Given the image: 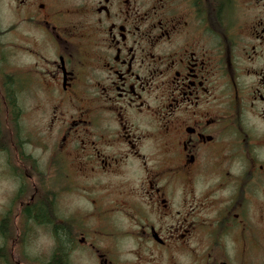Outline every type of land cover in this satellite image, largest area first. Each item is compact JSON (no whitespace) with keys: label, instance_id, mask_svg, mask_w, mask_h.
Here are the masks:
<instances>
[{"label":"flooded vegetation","instance_id":"obj_1","mask_svg":"<svg viewBox=\"0 0 264 264\" xmlns=\"http://www.w3.org/2000/svg\"><path fill=\"white\" fill-rule=\"evenodd\" d=\"M0 174V264H264V0H0Z\"/></svg>","mask_w":264,"mask_h":264},{"label":"rangeland","instance_id":"obj_2","mask_svg":"<svg viewBox=\"0 0 264 264\" xmlns=\"http://www.w3.org/2000/svg\"><path fill=\"white\" fill-rule=\"evenodd\" d=\"M62 183L63 182L61 180H50V181L49 180H39V182L38 181L36 182L37 186L39 187L41 191L42 190H49V191L52 190L51 193L55 192L56 190L58 191V189L62 187ZM13 189H14V182L7 176L0 174V210L2 209L1 206H4L8 202L9 195ZM59 200H61V198L59 199L58 197V201ZM71 202L75 206L84 204V203H80V199L78 197H73V200ZM59 212H61V209H59ZM8 237H11L10 229L8 230ZM31 238H32L31 239L32 243L28 246V249H32L34 253L33 264H45L44 260L47 261L49 259L50 253L54 246V239H53L50 228L42 227L39 225H34ZM0 242H1V239H0ZM119 244H120L119 246L122 248L121 250L122 254L120 256V260L122 264H128L132 259V256L129 254V249L133 247L134 245L128 244V237L122 238ZM17 246L19 245H13L16 251L19 249V247ZM6 247L7 246H5L2 249L1 253L3 254L5 253ZM7 250H10V244L7 247ZM0 262H3V258L1 257H0ZM23 262L27 264V261L25 259L23 260ZM75 262L76 264H97L94 258H91L90 256L86 254H81V253H77L75 255Z\"/></svg>","mask_w":264,"mask_h":264},{"label":"trees","instance_id":"obj_3","mask_svg":"<svg viewBox=\"0 0 264 264\" xmlns=\"http://www.w3.org/2000/svg\"><path fill=\"white\" fill-rule=\"evenodd\" d=\"M45 199L48 200L47 197ZM51 205H49L48 201L44 205H42L41 203H40V205H37V204L35 205V209H34L35 217L34 218H35V220L37 222L39 221L41 223V222L50 221V217L52 215H55L54 211H53V213L51 212L52 211V206ZM67 230L68 229H66V232H65L66 235H68ZM2 231H3L5 236L8 235L5 223L2 226ZM63 231L64 230H61L59 225H57L56 227L52 228V233H53V235L56 237V239L58 241H60L62 239V237L65 236V234H63L64 233ZM54 252H56V254L52 257V259L50 260L49 264H62L63 262H65V261H63V258L61 257L62 256V245H60L59 243H56ZM65 264H66V262H65Z\"/></svg>","mask_w":264,"mask_h":264}]
</instances>
